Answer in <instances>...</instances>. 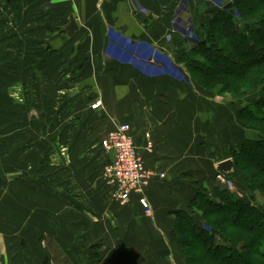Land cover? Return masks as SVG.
I'll return each mask as SVG.
<instances>
[{
    "label": "crops",
    "instance_id": "obj_1",
    "mask_svg": "<svg viewBox=\"0 0 264 264\" xmlns=\"http://www.w3.org/2000/svg\"><path fill=\"white\" fill-rule=\"evenodd\" d=\"M223 1L0 0L4 264H132L129 253L184 264L174 212L198 218L197 189L214 196L216 163L241 132L234 104L203 90L174 50L193 46ZM126 122L152 172L149 213L118 200L105 174L101 141Z\"/></svg>",
    "mask_w": 264,
    "mask_h": 264
},
{
    "label": "trees",
    "instance_id": "obj_2",
    "mask_svg": "<svg viewBox=\"0 0 264 264\" xmlns=\"http://www.w3.org/2000/svg\"><path fill=\"white\" fill-rule=\"evenodd\" d=\"M230 3V8L212 9L209 21L201 25L202 36L189 48L177 46L174 55L210 94H218L214 90L218 86L219 90L229 89L237 97L261 88V96H264V71H259L264 67V10L260 11L259 18L253 17L257 6H264V0H231ZM241 53L243 55L239 56ZM4 54L0 48V62L4 61ZM196 56L202 59L200 64L195 63ZM219 57L222 71L218 73L210 60L216 61ZM226 59L232 63H226ZM196 72L201 73L203 80L194 76ZM224 76L240 80L242 84L231 86V82L215 81L216 77ZM231 102L236 106L239 120L253 123L250 128L257 133L264 132V97L252 105H242L238 99ZM230 156L234 170L227 177L247 189V199L216 180L214 196L199 187L191 203L203 213V225L188 211L174 212L172 233L182 249L184 264H264V201L260 202L255 193L258 190L264 195V137L243 134V140L231 150ZM206 215H216L218 220L213 224ZM187 232L192 242L195 241L192 245L187 241ZM192 246L202 253L194 261L187 253L194 250ZM124 258L129 263L140 264L132 253Z\"/></svg>",
    "mask_w": 264,
    "mask_h": 264
},
{
    "label": "built area",
    "instance_id": "obj_3",
    "mask_svg": "<svg viewBox=\"0 0 264 264\" xmlns=\"http://www.w3.org/2000/svg\"><path fill=\"white\" fill-rule=\"evenodd\" d=\"M101 104L97 100L91 105L97 108ZM104 150L112 152V159L105 166V174L114 185L118 200L127 202L130 198L137 197L138 203L149 213L151 206L145 197V189L152 179V172L147 170L140 153L135 145L129 123L115 125L106 132L101 141ZM145 149L152 151V143L148 141ZM217 180L227 187H232V181L223 173L217 174ZM0 264H4L0 253Z\"/></svg>",
    "mask_w": 264,
    "mask_h": 264
},
{
    "label": "rangeland",
    "instance_id": "obj_4",
    "mask_svg": "<svg viewBox=\"0 0 264 264\" xmlns=\"http://www.w3.org/2000/svg\"><path fill=\"white\" fill-rule=\"evenodd\" d=\"M228 2L230 3L231 0H225V1H223V4L221 6H219V7L220 8H223L226 5V3H228ZM262 10H264V6H257V10H256L257 12H255V15L253 17H258L260 11H262ZM209 15L210 14H207L206 15V18H205L206 19L205 20L206 23L209 21V19H208L209 18ZM242 53L239 54V56L243 55ZM220 58L221 57L217 58L216 61L210 60L211 61L210 63L214 64L215 67L217 68L216 71L218 73H219V71H222V66H221L222 59H220ZM201 60L202 59L199 56H196L195 57V63L200 64V62H202ZM224 61L226 63H229V64L232 63L231 61H229L227 59L224 60ZM239 68H242L241 64H240ZM259 71H264V67H261ZM217 74H216V76H218ZM194 76L196 78H198L199 80H203V76L199 72L194 73ZM215 81H218L220 83L231 82V86H237L239 84H242V82L240 80L239 81L232 80L231 77H227V76H224V77H216L215 78ZM205 82H207V81L205 80ZM219 88L220 87L215 86V89L214 90L218 93V94H215V95L217 97L219 96V98L221 97V99H223V101H225V102L226 101H231L232 99H238V101H240L239 103L242 104V105H246V104L252 105V104H254L253 103L254 101H256L258 99H261V97H264V96H261V94L263 93V91L261 90V88H259V90H257V91L244 94L243 96H240V97H237L236 95H233L234 93L232 91L230 92L229 89L226 90L225 92H223V91L219 90ZM234 108L236 110L235 104H234ZM234 119H235V121H234L235 128L236 129H239L240 132H241L240 139H238L236 141V146L239 145L241 143V141L243 140V134H246V135L248 134V135H253V136L258 135L260 137H264V132L263 133L262 132H258L257 133L256 131H254L253 129L250 128L251 125H254L253 123H248L245 120H241V119L239 120L237 118V113H235ZM256 124L258 125V123H256ZM248 126H249V129H247ZM11 170H15V172L17 171L16 168H15V166ZM11 174H12V172L9 173V175H10L9 177H5L4 179H13V178H16L14 176H11ZM0 179H2V177H0ZM225 186H226V184H225ZM229 189H231L233 192L236 193V195H238L239 197L244 198V199H247V196L249 194L247 192V189L244 188L243 185H239L238 183L235 184L233 181H232V187H229ZM255 193H256V196H257L258 200L260 202H263L264 201V195L261 192H259L258 190H256ZM193 207H194L195 211H197V213H198L197 214L198 215V218L197 217L195 218L196 221H197L198 219L201 218V216H203V213L201 212V210L198 209V207H196V205H193ZM205 217L208 219L209 222H212L213 224L218 220V219H216V215H206ZM201 220H202V218H201ZM198 224L199 225H203V223L201 221ZM186 237H187V241L189 242V244L191 243V245H192L195 242V241L192 242L190 233L187 232ZM245 237H247V236H245ZM178 246H179V244H178ZM192 247L194 248V250H188L187 253H188V255L191 256V259L190 260L191 261H194V260H196L195 257H197V258L200 257L202 253L199 250L195 249L196 247H194V246H192ZM179 248H180V246H179ZM181 253H182V249H181ZM182 257H183V253H182ZM183 262H184V259H183ZM204 263L205 262H202V264H204Z\"/></svg>",
    "mask_w": 264,
    "mask_h": 264
},
{
    "label": "water",
    "instance_id": "obj_5",
    "mask_svg": "<svg viewBox=\"0 0 264 264\" xmlns=\"http://www.w3.org/2000/svg\"><path fill=\"white\" fill-rule=\"evenodd\" d=\"M232 4L229 2L226 3L224 8H230ZM69 23L67 26L64 28L66 33L71 34L76 28L77 24L74 22L73 18L71 17L68 21ZM216 169L217 171L227 175L229 173H232L234 170V161L232 160L231 157H227L225 159L219 160V162L216 163Z\"/></svg>",
    "mask_w": 264,
    "mask_h": 264
}]
</instances>
